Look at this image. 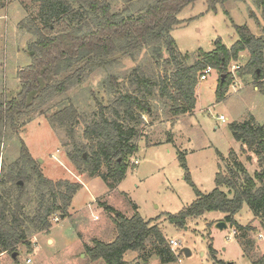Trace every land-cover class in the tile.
<instances>
[{"label": "trees", "instance_id": "trees-1", "mask_svg": "<svg viewBox=\"0 0 264 264\" xmlns=\"http://www.w3.org/2000/svg\"><path fill=\"white\" fill-rule=\"evenodd\" d=\"M32 1L39 6L38 15L20 22L19 26L35 37L29 43L33 62L19 70L21 89L14 98L9 99L5 92H0V149L5 138L19 131L18 119L27 108L67 94L73 85L82 83L94 71L112 68L125 57L134 59L142 50L150 48L156 62L164 64L165 74H160L156 81L144 74L141 65L131 71L136 82L130 79L128 86L118 75L111 74L106 83L111 101L104 104L97 99L98 110L85 125L81 138L77 132L83 113L73 100L51 116L54 127L67 131L70 141L65 145L69 147L71 164L81 174L101 177L111 189L125 178L133 165L132 157L139 150L138 139L146 123L144 116L159 108L161 112L160 106L166 107L174 118L191 113L197 104L200 74L207 67L225 73L216 89L218 101L225 100L232 84L230 64L244 53H248V60L239 67L238 74H249L259 83L264 81V34L256 35L248 25H235L239 38L231 47L218 37L213 51L189 62L190 55L178 48L172 32L181 23L179 13L198 0H150L137 13L115 12L109 0ZM227 1L206 0V3L208 8L216 9ZM253 2L264 21V0ZM8 3L9 0H0V9ZM64 73L65 77L60 78ZM54 78L55 82L51 83ZM92 94L96 99L93 91ZM230 130L243 153L253 152L259 162L264 159V123L257 122L252 115L249 120L232 123ZM235 155L236 150L232 149L230 158H234V168L229 166L224 172L220 166L215 189L205 194L195 188L196 200L178 214H169L168 220L183 228L190 218L222 212L231 229L241 235L239 243L243 255L248 257L255 245L252 234L257 230L251 224H241L236 214L247 204L256 216L264 218V169L253 175L246 173L244 163ZM180 160L188 171L183 154ZM242 173H245L243 180ZM186 178L189 179L188 172ZM82 186L69 179L53 180L45 176L39 162L22 142L20 158L9 173L0 176V256L15 252L18 256L21 246H30L34 233L49 231L56 216L70 215L74 196ZM106 208L115 211L110 206ZM114 221L116 240L96 239L91 245H85L89 259L127 264L124 258L127 252L144 254L151 241L162 264L178 261L158 224L138 213L132 217L118 213ZM209 253L216 259L217 249L212 243ZM250 260L251 264H264V255Z\"/></svg>", "mask_w": 264, "mask_h": 264}, {"label": "rangeland", "instance_id": "rangeland-1", "mask_svg": "<svg viewBox=\"0 0 264 264\" xmlns=\"http://www.w3.org/2000/svg\"><path fill=\"white\" fill-rule=\"evenodd\" d=\"M109 1L115 12L137 13L150 0ZM7 6L0 9V92L12 99L21 89L19 70L33 62L29 43L35 37L22 30L19 23L38 15L39 6L32 0H9ZM178 18L181 23L175 27L172 36L182 53L190 55L189 62L202 53L213 51L218 37L231 47L239 38L235 25H248L258 36L264 34L259 23H264L261 11L253 0H229L224 5H217L216 9L208 8L206 0H198L185 7ZM150 50H142L134 59L125 57L112 68L94 71L82 83L73 85L67 94L50 98L44 104L36 103L18 119L19 131L5 138L0 149V176L11 171L21 156L24 142L45 176L53 180L69 179L83 186L74 196L70 215L59 216L58 221L54 218L50 232L47 231L49 234L34 233L30 246H21L16 258L5 255L0 258V264H106L102 259H89L85 245H91L96 239L116 240L118 232L114 220L118 213L127 217L138 213L145 220L158 224L168 243L169 239L179 240L181 262L169 264H221L220 260L251 264L250 259L264 255V218L256 216L247 204L236 214V219L257 230L252 234L255 245L248 257L242 253L241 235L236 233L233 237L228 223L226 229L217 226L221 221L226 222V214L222 212L190 218L183 228L168 220L169 214H178L196 200L195 188L205 194L215 189L216 175L221 167L224 172L229 166L235 167L234 158H230L232 149L247 168L246 173L253 175L264 169V159L259 162L253 152L243 153L241 144L230 130L232 123L244 122L252 115L257 122L264 123V81L259 83L249 74H238L239 67L248 60V53L229 66L228 72L233 79L225 100L218 101L216 96L219 79L225 73L212 68L207 78L199 81L197 104L191 113L174 118L166 107L158 105L163 109L161 112L159 108L144 116L146 123L138 139L140 147L132 157L133 161L138 159L139 164H133L114 188L111 189L101 177L81 174L71 164L69 147L65 145L70 141L67 131L54 127L51 116L73 100L83 113L77 132L81 138L85 125L98 110L97 99L104 104L111 101L106 84L111 74L118 75L125 86L130 84V79L136 82L131 71L137 65H141L144 74L154 81L160 74H165L163 62H156ZM180 154L185 156L188 171L181 165ZM248 155H251L250 159H247ZM244 177L245 173H242L241 180ZM106 206L115 211L107 210ZM49 237L57 242L48 243ZM211 243L217 249L216 259L209 253ZM185 247L191 250L190 256L181 253ZM145 252L130 251L127 264H162L151 241ZM142 256H146L145 260Z\"/></svg>", "mask_w": 264, "mask_h": 264}, {"label": "built area", "instance_id": "built-area-1", "mask_svg": "<svg viewBox=\"0 0 264 264\" xmlns=\"http://www.w3.org/2000/svg\"><path fill=\"white\" fill-rule=\"evenodd\" d=\"M212 68L211 67H207L205 70H203V72L200 74V79H206L207 75L211 72ZM221 118H224L223 116H221ZM133 161V158H132ZM133 164H139V160L135 159L133 162ZM56 220H59V217H56ZM56 221V222H57ZM232 232V236L234 237L236 235V230L235 229H231ZM169 245L171 247V250L178 256V260L181 262V258L179 257V249L181 248V243L179 242V240L177 239H169Z\"/></svg>", "mask_w": 264, "mask_h": 264}, {"label": "water", "instance_id": "water-1", "mask_svg": "<svg viewBox=\"0 0 264 264\" xmlns=\"http://www.w3.org/2000/svg\"><path fill=\"white\" fill-rule=\"evenodd\" d=\"M31 54H33V52H31ZM225 75L222 76V80H224ZM20 184H23V181H20ZM64 218V217H61ZM220 229H226L228 228V224L225 221H221L218 223L217 225ZM181 253H184L186 256H190L192 254L191 250L187 247L183 248L181 250ZM13 257L16 258L17 257V252L13 253Z\"/></svg>", "mask_w": 264, "mask_h": 264}, {"label": "crops", "instance_id": "crops-1", "mask_svg": "<svg viewBox=\"0 0 264 264\" xmlns=\"http://www.w3.org/2000/svg\"><path fill=\"white\" fill-rule=\"evenodd\" d=\"M8 7V6H7ZM6 7V8H7ZM5 9V8H4ZM260 25L262 26V28H264V23L262 22V21H260ZM259 25V26H260ZM260 26V27H261ZM257 35V34H256ZM49 232H50V230H49ZM49 232H46V233H44L45 235L46 234H49ZM62 239V238H61ZM61 239H58V241H60ZM47 242L48 243H50V244H55L57 241L55 240V238H53V237H49V238H47ZM130 252V251H129ZM129 252H127L126 254H125V256H124V258H125V261L127 262V256H128V254H129ZM242 253H243V251H242ZM5 255H7V253H4V254H2L1 256H0V258H2V257H4ZM29 260V259H28ZM233 263V262H232Z\"/></svg>", "mask_w": 264, "mask_h": 264}]
</instances>
